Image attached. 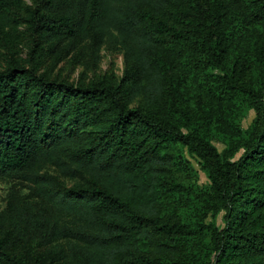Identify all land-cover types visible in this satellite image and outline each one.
Here are the masks:
<instances>
[{"label": "trees", "instance_id": "trees-1", "mask_svg": "<svg viewBox=\"0 0 264 264\" xmlns=\"http://www.w3.org/2000/svg\"><path fill=\"white\" fill-rule=\"evenodd\" d=\"M29 1L0 0V46L17 23L42 38H92L96 52L114 30L130 67L117 82L75 85L37 74L30 47V60L13 56L0 68V179H30L46 194L37 169L43 162L69 176L81 171L90 177L88 186L60 185L83 220L76 227L58 224L31 201L12 203L7 231L0 220V264H49L11 250L15 240L29 238L77 239L84 244V264H163L138 242L198 231L161 213L163 193L184 190L169 178L172 157L164 149L170 142L187 146L203 162L224 210V226L210 227L213 264H264V84L255 90L226 80L249 94L255 111L244 151L234 161L176 124L177 114L190 116L188 98H181L173 78L182 71L180 60L187 54L195 67L206 58L219 67L226 51L224 23L210 0H83L72 14L51 12L56 0ZM139 96L143 102L130 107ZM88 121L94 130L77 147L66 128L80 134ZM156 246L159 255L172 253Z\"/></svg>", "mask_w": 264, "mask_h": 264}, {"label": "rangeland", "instance_id": "rangeland-1", "mask_svg": "<svg viewBox=\"0 0 264 264\" xmlns=\"http://www.w3.org/2000/svg\"><path fill=\"white\" fill-rule=\"evenodd\" d=\"M82 1L56 0V5L50 9L51 12L72 14L76 13L74 8ZM24 2L30 5L29 0ZM210 3L224 23L226 51L219 67L207 58L195 67L187 54L180 60L182 71L175 70L173 78L179 79L181 98H188L190 116L177 114L176 124L184 133L207 139L222 158L234 161L244 151L243 145L249 139L255 111L249 94L231 88L226 80L237 81L255 90L264 84V0H210ZM7 30L8 42L0 46V68L13 56L30 60V47L35 52L32 63L37 74L75 85H86L99 79L117 82L130 67L114 30L107 33L97 52L92 38L82 39L67 34L42 38L37 30L32 31L25 23H17ZM142 98L137 97L129 106L140 105ZM94 125L88 121L80 134L66 129L70 130L67 132L78 147L89 139L88 132L94 130ZM164 151L172 157L169 178L182 185L184 190L164 192L161 213L198 231L191 236L143 239L138 242L139 249L159 256L163 264H213L216 248L210 227L222 228L225 218L207 170L198 156L179 142L166 144ZM37 169L43 180L39 187L43 186L46 194L38 191V185L30 179H0V220L4 231L8 227L9 207L16 200L31 201L51 213L58 224L71 227L81 224L83 220L70 208L63 191L60 192V185L88 186L90 177L81 171L74 176L66 175L52 162L40 163ZM15 241L11 250L25 260L38 257L49 264H84V244L77 239L58 238L46 243L38 238ZM157 243L172 253L159 255Z\"/></svg>", "mask_w": 264, "mask_h": 264}]
</instances>
